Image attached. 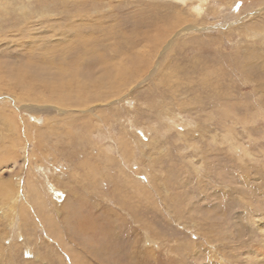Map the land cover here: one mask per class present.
I'll list each match as a JSON object with an SVG mask.
<instances>
[{
	"label": "rangeland",
	"instance_id": "1",
	"mask_svg": "<svg viewBox=\"0 0 264 264\" xmlns=\"http://www.w3.org/2000/svg\"><path fill=\"white\" fill-rule=\"evenodd\" d=\"M79 1L0 0V182L28 202L0 205V264H264V0L200 17L191 2ZM152 20L175 32L130 49L148 65L120 96L79 108L12 84L114 77L116 61L70 63L78 31L130 47Z\"/></svg>",
	"mask_w": 264,
	"mask_h": 264
},
{
	"label": "bare ground",
	"instance_id": "2",
	"mask_svg": "<svg viewBox=\"0 0 264 264\" xmlns=\"http://www.w3.org/2000/svg\"><path fill=\"white\" fill-rule=\"evenodd\" d=\"M84 1L85 0H81V1H79L80 3L79 2L71 3L69 6L74 5L75 8L81 9V5L83 4ZM94 1H98V0H94ZM174 1L180 2L182 5H185V4L188 5V3L191 2L190 8H192L194 10L196 16L200 17L203 14H205V11H206L205 6L208 4H211V1L215 2V4H216L217 2L221 3L220 1H223V0H174ZM110 4H113V2H111ZM180 13H181V11H180ZM61 14H62V12H61ZM167 16L173 18L172 15H167ZM167 16H162L163 20H166ZM43 17H44V15H43ZM176 19H178V22L181 21V23L186 24V21H184V20L182 21L179 18H176ZM154 22H155V20L154 21L152 20V23L150 26L151 29H152ZM175 22H177V21H175ZM174 25L175 24H173V26ZM32 26H33V24H32ZM162 26H165V24ZM188 26L189 25L184 27V29L190 30V29H193V27L194 28L197 27L196 25H193L192 27H188ZM66 27H69L68 30H72V24L66 23L65 28ZM160 27L161 26H158V22H157V24L155 22L154 28L149 33H146V35L141 33L142 39L139 42L135 43V45H134V43L130 42L129 43L130 47H126V46L104 47L103 45L99 44L100 41L99 42L96 41L94 36L85 37L84 34H82L80 31H78L79 32L78 40H79L80 52L78 53L75 49L70 50V51H73V52L68 53V55H67L68 59L71 61L70 63L75 64V63L80 62V61H84L86 63H89L91 61L94 63L96 61H99V64H103L104 66H106V70H105L104 74L108 75V71L111 72L113 70V68L110 69V67H108V66L114 64L112 61H116L117 66L114 68L116 71L114 77H89L90 79L87 81L86 79H84V77H82V74H80L78 71L76 72V74H73L74 77H67V74L69 73V71L63 72V75H61V76H58V75H60V73L58 72V73L54 74V77H39L38 75H41V74L44 75V72L41 69H39L36 72L37 75H35L38 77H16L15 78L17 80L16 83H12V84H14V88H18L19 86H21V88L24 89V87H27V86H25L22 83V80L30 79L32 82H30L29 87H27V88L32 89V86H33V84H35V80H36L40 84L42 83L43 87L48 88L47 91L50 93V95L56 96L57 101H59V99H61V94H64L65 91L68 90V91H70L69 95L73 97L70 99V101L68 100V103L71 104V106H75V107H79V108L80 107L86 108V107H88V105L92 104L93 102L96 103L99 101H106L107 99H109L108 98L109 96H111V97L112 96H120V94L123 92V91L121 92L122 87L125 85H128V84L130 85L132 82H134L136 80V77H133V76L138 74L137 70H139V69L134 68L133 65H137L141 70H143V68L148 65L146 63L147 61H146L145 53L142 50H139L136 53H131L130 49L131 48L133 49L135 47L137 48L142 43H145V42L146 43L150 42L152 47L155 48L157 44H158L157 46H159L162 42H164V40L166 38H168L169 35H171L172 33L175 32L172 29L166 30L165 27H161V29H159ZM173 28L175 29L176 26H174ZM251 29L255 32V31L260 30L261 28L251 27ZM79 37H80V39H79ZM124 48H128V50H125ZM61 50H62V52H65V51H67V48H64ZM118 59H121L120 63L117 62ZM78 68L81 69L79 65H78ZM83 69L89 71L90 68L87 69L86 67H84ZM134 70H135V72H134ZM36 73H33V74H36ZM48 73L51 74L50 71ZM81 73H84V72H81ZM25 74H29V72H24V75ZM1 78L3 79L5 77H0V79ZM10 81H12V80H8L7 82H10ZM48 84L53 85V87L48 86ZM57 84H59V86ZM7 85H10V84L7 83ZM62 100H60V101H62ZM68 103H67V105H69ZM61 104H64V103H61ZM6 183L7 182H5V181L0 182V201H1L0 205L3 206L2 204H4V205L8 204L10 206L11 201L13 200L14 206L11 207L12 211L14 213L16 212L17 214L20 213V216H22V213L24 212L23 207L28 206L27 205L28 204L27 199L20 200L19 199L20 197L17 198L18 197L17 193H19L18 189H17L16 194L15 193L11 194V191H10L11 185L9 183L8 184H6ZM31 192H33V191H31ZM2 194L5 196L7 195V198L5 200L2 196ZM20 201H22L21 204L19 203ZM36 206H37V203H36ZM7 208H9V207H7ZM36 218H37V216H36ZM65 219H66V217H65ZM41 221H40V223H41ZM27 223H28V221H27ZM49 233H50V231H49Z\"/></svg>",
	"mask_w": 264,
	"mask_h": 264
}]
</instances>
